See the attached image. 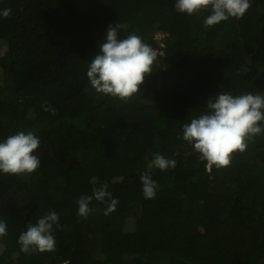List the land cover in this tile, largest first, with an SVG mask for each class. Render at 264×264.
<instances>
[{
  "label": "trees",
  "instance_id": "16d2710c",
  "mask_svg": "<svg viewBox=\"0 0 264 264\" xmlns=\"http://www.w3.org/2000/svg\"><path fill=\"white\" fill-rule=\"evenodd\" d=\"M175 0H0V141L40 139L31 174L0 173V264H264V133L209 168L182 139L206 99L228 91L264 96V0L213 26L210 10L177 12ZM136 34L157 57L128 101L98 93L86 75L109 25ZM55 110V115L45 111ZM264 111V110H262ZM174 159L140 174L153 153ZM107 183L119 203L77 200ZM55 211L56 249L24 253L18 236Z\"/></svg>",
  "mask_w": 264,
  "mask_h": 264
},
{
  "label": "clouds",
  "instance_id": "9594fccd",
  "mask_svg": "<svg viewBox=\"0 0 264 264\" xmlns=\"http://www.w3.org/2000/svg\"><path fill=\"white\" fill-rule=\"evenodd\" d=\"M251 7V0H175L177 12L188 15L210 10L204 19L206 26H213L233 17L240 19ZM11 9H4L0 16L7 18ZM126 25H109L98 51L91 57L86 75L91 86L98 92L122 101H128L140 92L145 75L153 71L157 52L136 34L118 38V28ZM208 111L182 126V139L192 145L200 159L207 162L209 170L214 165L224 168L230 165L234 152H244L248 141L264 133V96L251 92L233 95L220 91L206 99ZM55 115V110L47 107ZM40 139L33 132H16L0 141V173L8 175L31 174L40 167V158L33 153ZM146 159V170L140 174L144 198H155L158 185L152 179L151 170L166 171L176 166L174 159H166L153 153ZM107 183L93 188L92 195H82L78 200V215L87 217L93 198L107 203L104 214L115 211L119 200L107 191ZM59 216L55 211L46 212L36 222L29 223L18 236L20 251L24 253L52 252L56 249L53 225L57 228ZM7 235L6 223L0 221V237Z\"/></svg>",
  "mask_w": 264,
  "mask_h": 264
}]
</instances>
